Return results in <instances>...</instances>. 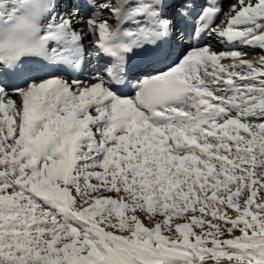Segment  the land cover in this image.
Segmentation results:
<instances>
[{
	"label": "snow or ice",
	"instance_id": "obj_1",
	"mask_svg": "<svg viewBox=\"0 0 264 264\" xmlns=\"http://www.w3.org/2000/svg\"><path fill=\"white\" fill-rule=\"evenodd\" d=\"M197 7L0 0V264H264V0Z\"/></svg>",
	"mask_w": 264,
	"mask_h": 264
},
{
	"label": "rangeland",
	"instance_id": "obj_2",
	"mask_svg": "<svg viewBox=\"0 0 264 264\" xmlns=\"http://www.w3.org/2000/svg\"><path fill=\"white\" fill-rule=\"evenodd\" d=\"M232 2H233V0H222V3H223V5H224L225 10H227L228 5H229L230 3H232ZM195 3H196V2H195ZM203 3H204V0H200L199 2L196 3V5L198 6V7L196 8V11H199V10H200V9H199V6L202 5ZM60 11L63 12L64 9L61 7ZM221 18H222V17L217 18L216 23H220V19H221ZM86 43H90V41H86ZM193 43H195V41H193ZM200 43H203V44H205V43H211V44L213 45V49H214V50H216V49H215L216 45H219V44L217 43V41L215 40V38H209V37H207V35L201 37V39H200ZM216 51H217V50H216ZM219 51H222V50H219ZM260 56H264V52H262V51H260V50H252V49H248V55H247L246 58H247V59H251V60H258V59L260 58ZM94 64H95V63H90V64H89V70L92 69V67H93ZM90 71H91V70H90ZM87 76H88V75H87Z\"/></svg>",
	"mask_w": 264,
	"mask_h": 264
},
{
	"label": "bare ground",
	"instance_id": "obj_3",
	"mask_svg": "<svg viewBox=\"0 0 264 264\" xmlns=\"http://www.w3.org/2000/svg\"><path fill=\"white\" fill-rule=\"evenodd\" d=\"M199 1H200V0H194V2H196V3L199 2ZM202 45H203V43H200V46H202ZM215 49H216L217 51H219V50H225V49H224V46H223V45H220V44H219V45H216ZM247 51H248V50H247ZM92 61H93V60H92ZM92 61H91V62H92ZM91 62H90V63H91ZM80 78H81V79H85L86 77L83 76V74H80Z\"/></svg>",
	"mask_w": 264,
	"mask_h": 264
}]
</instances>
